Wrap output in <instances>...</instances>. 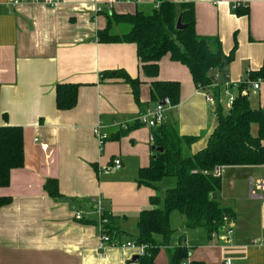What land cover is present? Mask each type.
<instances>
[{
    "label": "crops",
    "instance_id": "1",
    "mask_svg": "<svg viewBox=\"0 0 264 264\" xmlns=\"http://www.w3.org/2000/svg\"><path fill=\"white\" fill-rule=\"evenodd\" d=\"M12 1L0 0V108L8 117L1 124L23 129L24 166L12 170L10 185L0 188V198L12 199L0 208V264H139L133 262L140 256L137 249L101 246L100 241L103 214L120 217V243H127L138 235L129 221L137 223L140 213L150 208V197L161 196L162 182L158 192L137 184L140 169L150 165L153 153L152 130L136 127V118L159 103L151 102L152 82H178L180 102L166 123L181 137L197 139L183 147L185 156L194 155L206 147L217 123L205 97L208 91L198 89L189 70L170 56L159 62L158 78L149 79L135 45L99 43L106 14H151L157 0H56L53 7L42 0L19 6ZM168 1L175 4L178 18L181 5L193 3L197 34L218 38L226 55L234 51L224 83L248 81L242 92L253 109L263 108L264 79L250 81L249 76L264 72V0ZM117 70L142 83L140 105L130 85L101 81L104 72ZM256 82L260 86L253 91ZM61 83L80 86L71 111L56 107V86ZM238 93L229 90L233 97ZM97 126L106 136L102 147L94 133ZM133 128L116 139L121 130ZM116 159L121 169L104 173ZM128 161L136 164L131 178ZM50 179L58 181L63 199L54 200L45 191ZM221 181L219 199L235 212V221L196 248L186 244L189 263L264 264V188L257 185L264 183V166L224 167ZM175 185L172 180L165 193ZM77 211L83 214L80 220L74 219ZM229 229L233 233L228 240ZM166 247L157 264H165Z\"/></svg>",
    "mask_w": 264,
    "mask_h": 264
},
{
    "label": "trees",
    "instance_id": "2",
    "mask_svg": "<svg viewBox=\"0 0 264 264\" xmlns=\"http://www.w3.org/2000/svg\"><path fill=\"white\" fill-rule=\"evenodd\" d=\"M158 7L151 13L106 14L107 25L99 30L97 37L101 44H133L144 75L149 79L159 76V62L170 56L173 62L185 66L195 86L208 91L215 99L214 115L216 127L208 138L205 148L194 155L185 156L183 147L192 146L197 139L181 137L168 123L152 130V153L150 165L140 169L137 178L139 187H148L158 192L163 180L175 178L176 185L167 189L162 198L150 197V208L140 213L137 222L138 235L132 238L138 246H146L145 255L139 256V264H157L156 259L162 247L168 246L173 233L170 214L178 212L185 218L187 230L202 229L209 239L223 233L235 221V212L222 205L219 191L221 178L213 176L216 168L264 166V107L253 109L248 95L243 89L249 83H239L238 95L230 109H225L220 100V90L225 85L226 68L234 60V51L226 55L218 38L197 34L193 3L181 5L184 30H177L178 20L175 4L168 0H157ZM247 15L248 11H239ZM217 71L211 76L212 71ZM218 76V79H216ZM264 79V72L251 73L249 80ZM121 80L132 88L133 96L140 105L141 82L132 79L125 71L104 72L101 81ZM80 86L61 83L56 86V107L59 111H71L78 103ZM181 86L178 82H152L151 102L157 103L169 98L173 107L180 102ZM8 117L0 108V188L10 185L12 170L24 166L23 129L5 126L1 121ZM257 134L253 135V126ZM136 127H142L137 124ZM135 127V128H136ZM133 129L121 130L116 139L126 137ZM156 149H162L157 152ZM54 200L64 197L59 191V183L50 179L44 186ZM12 203L10 197L0 198V208ZM83 223H86L82 221ZM120 217L103 214L102 232L112 241L120 242L124 233L119 227ZM157 237L163 239L160 242ZM170 264H188L190 248L181 241L179 246L168 251ZM189 264H201L191 262Z\"/></svg>",
    "mask_w": 264,
    "mask_h": 264
},
{
    "label": "built area",
    "instance_id": "3",
    "mask_svg": "<svg viewBox=\"0 0 264 264\" xmlns=\"http://www.w3.org/2000/svg\"><path fill=\"white\" fill-rule=\"evenodd\" d=\"M39 0H13L11 2V4L13 6H19L22 4H29V3H36ZM42 4H44L45 6L48 7H53L57 1L56 0H42L41 1ZM98 12H102V9H97ZM216 79H218V76H216ZM226 86V90H225V94L226 96H228V101L226 103V108L230 109L234 103V100L236 97H233L229 94V90L230 89H237L239 87V83H230L227 82L225 84ZM260 83L256 82L253 84L252 89L253 91L259 89ZM207 103L209 104V106L214 107L215 105V99L213 97V95H211L210 93H206L205 95ZM175 107L172 106L171 101L169 98H165L164 100H161L155 107H153L152 109H146L144 112L140 113L137 118H136V123L141 125L142 127H146L149 128L151 130L157 128L158 126L165 124L166 123V119H167V114L174 110ZM95 135L97 136L98 142L100 147H102L105 144V140H106V136L103 135L101 133V128L99 126H97L94 130ZM151 141H153V137L151 136ZM122 167V162L119 159L114 160V162L112 163L111 166H108L105 170L104 173H109L111 171L112 168L119 170ZM213 176L216 178H222V168H216L213 172ZM258 187L260 188H264V183L262 182H258ZM75 218L77 220H80L83 218V214L79 211L75 212ZM101 225V236H100V241H101V246L103 245H107L108 247L111 248H121V249H126V248H132V249H137L139 251V255L143 256L145 255V251H146V246H138L135 242H127V243H120L117 241H112L110 239L109 236H107L105 233L102 232V223ZM232 230L229 229L227 231V237L228 240L231 238L232 236ZM217 237L216 234L213 235V238ZM254 244H258L257 240H254L253 242ZM261 245L264 244V242L260 243ZM226 264H231L230 261H227Z\"/></svg>",
    "mask_w": 264,
    "mask_h": 264
},
{
    "label": "rangeland",
    "instance_id": "4",
    "mask_svg": "<svg viewBox=\"0 0 264 264\" xmlns=\"http://www.w3.org/2000/svg\"><path fill=\"white\" fill-rule=\"evenodd\" d=\"M223 85L221 86L220 90L218 91V93L220 92V100H221V103L222 104H225L226 102V96L224 95L225 94V90L222 89ZM225 96V97H224ZM226 105V104H225ZM252 133L254 136H256L257 134V126H253V130H252ZM129 164H126V167H127V176L128 177H132V174L135 172L136 173V164H135V161H128ZM122 171V170H120ZM111 172H117L116 169L112 168L110 173ZM172 180L176 181L175 178H168V179H165L163 180L162 182V190L160 191V197L162 198V206L164 205V196H165V186L167 184H169ZM74 219H75V212H74ZM170 219H171V229L173 231L171 237H170V240H169V243H168V246L166 248H164V251L163 253H165L163 256L164 259H166V262L165 264H168V260H169V254H168V251L169 250H172V249H175L179 246L180 242L181 241H184V243L186 242L187 245H189L190 247H198V245L201 243V240H203V242H207V234L205 233L204 230L202 229H197L196 231H193V230H187L185 228V218L180 215L178 212H172L170 214ZM131 221H129V224H127L129 226V228L131 230H133L134 232H136L137 230V223H133ZM160 242L163 241V239H158ZM158 257V256H157ZM161 264H163V262H161Z\"/></svg>",
    "mask_w": 264,
    "mask_h": 264
},
{
    "label": "water",
    "instance_id": "5",
    "mask_svg": "<svg viewBox=\"0 0 264 264\" xmlns=\"http://www.w3.org/2000/svg\"><path fill=\"white\" fill-rule=\"evenodd\" d=\"M182 14L179 16L178 20H177V23H176V29L177 30H184L186 28V25H184L182 23ZM217 74V71H212L211 72V76H215ZM157 152H162V149H156ZM140 260V257L139 256H136L134 259H133V262L136 263V262H139Z\"/></svg>",
    "mask_w": 264,
    "mask_h": 264
}]
</instances>
